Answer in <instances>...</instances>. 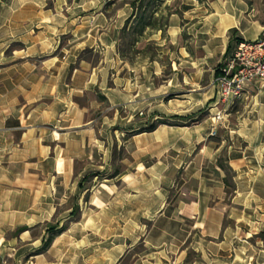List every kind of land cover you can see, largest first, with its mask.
<instances>
[{
    "label": "crops",
    "instance_id": "obj_1",
    "mask_svg": "<svg viewBox=\"0 0 264 264\" xmlns=\"http://www.w3.org/2000/svg\"><path fill=\"white\" fill-rule=\"evenodd\" d=\"M131 1L0 0V264H54L33 233L54 219L69 264H122L137 244L130 264H264V78L225 108L214 83L264 32V0H182L139 65L119 52Z\"/></svg>",
    "mask_w": 264,
    "mask_h": 264
},
{
    "label": "rangeland",
    "instance_id": "obj_2",
    "mask_svg": "<svg viewBox=\"0 0 264 264\" xmlns=\"http://www.w3.org/2000/svg\"><path fill=\"white\" fill-rule=\"evenodd\" d=\"M185 1L189 2V0H185ZM197 1L199 3H206L207 0H197ZM49 5H52V4L49 3ZM166 5H168L172 9H181L184 6V4L182 3V0H170V1H167V2L165 0L164 3L162 4V6L160 7L161 11L159 12V14H163V12H164V14H166V12H167L165 10V6ZM127 40L126 41L123 40V41L120 42V45L122 46L123 51H124V57L123 56L122 57L125 58L126 60L132 62L133 64L136 63V62H137L138 65L141 64L142 60H143V54H142V57L139 56L140 55L139 53H141L140 48H137V47L130 48L128 46ZM156 43H158V42L157 41H150L149 44L145 47V50H143L144 52H147L152 58L155 55H157L158 46L156 45ZM92 55L93 54H91L89 52H85L83 57L91 59V58H93ZM162 61H165V57H163ZM223 108H225V107L223 106ZM224 135H225L224 132H222L221 134L215 133V136H217V137L225 138L226 136H224ZM111 152H112V154L114 156V159H113V170H114V168H116V167H118V168L121 167V164H120L119 160H121L122 158L127 156L128 153L123 148V146H119L118 145V141L117 140H114V143H112ZM89 195H90L89 192L85 193L82 200H81V196H78V197H80V201H79L78 197H76V196L73 197L76 200L78 199V205H74V207H73L74 209L78 208V211H77V213L75 215L72 214L73 218H75V219L79 218L80 212H81V210H80L81 204L83 206V204H84L83 201L88 199ZM69 200H68V202H69ZM68 202L65 205H63V206H61V207L59 206L58 207L57 215L60 214L61 209H64V207L69 205ZM54 221H55V219L53 220V224H56V222H54ZM69 224H70L69 221L67 223L65 222L64 224H62V226H60L57 223L59 228L64 226V230L63 231H65V229L67 227H69ZM46 227H48L47 223H45L43 225L36 226L35 230L33 232L36 236L40 235V234H42V235L45 234L44 241L42 242V245H41V248H40V251L43 254V257H42L43 258V263H45V261H46L47 263H54V264H69L70 257H71V256H69L70 255L69 252H71V251L75 252L76 251V245L74 244V248L72 249L71 248V244L70 243L67 244L65 242V239L63 238L60 241H57L55 246H54V243L52 242L48 247H45V239H47L46 236L48 237V233H47V230H46L47 228ZM61 233H59V234H61ZM56 237H57V235H56ZM259 239L261 241V244L264 247V234H260L259 235ZM52 247H53V249L51 250ZM143 250H144L143 244H137L135 246V248L130 253H128L123 259H121V263L122 264H130L131 261H133V259L135 258L136 254L142 252ZM73 256H75L74 253H73ZM26 259L30 260L29 257H27ZM258 261H259V263H263L264 262V258H260V259H258ZM3 263L4 264H14L13 262L10 263V260H8V258H6ZM27 264H32V263H28L27 262ZM253 264H258V263H256V261H254Z\"/></svg>",
    "mask_w": 264,
    "mask_h": 264
},
{
    "label": "built area",
    "instance_id": "obj_3",
    "mask_svg": "<svg viewBox=\"0 0 264 264\" xmlns=\"http://www.w3.org/2000/svg\"><path fill=\"white\" fill-rule=\"evenodd\" d=\"M261 78H264V32L253 41L239 42L237 49L219 68L214 80L218 86L219 104L227 107L241 100L245 86ZM222 116L220 111L215 115L218 123Z\"/></svg>",
    "mask_w": 264,
    "mask_h": 264
},
{
    "label": "trees",
    "instance_id": "obj_4",
    "mask_svg": "<svg viewBox=\"0 0 264 264\" xmlns=\"http://www.w3.org/2000/svg\"><path fill=\"white\" fill-rule=\"evenodd\" d=\"M164 1L165 0H132L131 5L133 7L134 13L127 20L121 31V41H126L128 39V46L130 48H135V45L144 37V33L147 29L161 30L164 33L168 26V18L171 14L182 13V10H187L190 8V6L184 5L181 9H172L166 5V14H164V12L163 14H159L161 11L160 7ZM119 52L121 56L124 57V51L121 45H119ZM158 123L160 122L152 123L145 131L154 130ZM219 164L226 172L225 184L228 195H231L235 190L232 170L224 160L219 161ZM117 171H119V169ZM77 211L78 208L73 209L72 214L75 215ZM47 225L48 237L45 240V247H48L53 242L56 235L64 230V226L59 228L57 224L53 223H48ZM25 229H27V227H19L16 232L18 233Z\"/></svg>",
    "mask_w": 264,
    "mask_h": 264
},
{
    "label": "bare ground",
    "instance_id": "obj_5",
    "mask_svg": "<svg viewBox=\"0 0 264 264\" xmlns=\"http://www.w3.org/2000/svg\"><path fill=\"white\" fill-rule=\"evenodd\" d=\"M59 163V162H58ZM61 164V163H60ZM59 167H61V165L59 166ZM60 169H62V168H60Z\"/></svg>",
    "mask_w": 264,
    "mask_h": 264
}]
</instances>
